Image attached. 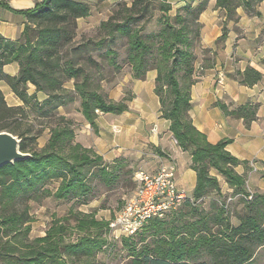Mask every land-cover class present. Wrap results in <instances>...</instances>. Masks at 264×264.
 <instances>
[{"label":"trees","instance_id":"1","mask_svg":"<svg viewBox=\"0 0 264 264\" xmlns=\"http://www.w3.org/2000/svg\"><path fill=\"white\" fill-rule=\"evenodd\" d=\"M234 1L217 0V6L225 8L230 17H235L239 5L249 11H255L256 3L260 0H238L237 4ZM207 4L208 0H201L195 8L198 12L196 11L194 16H181L177 13L174 21L171 16H165L166 24L160 33L154 36L144 35L139 28L131 25L150 17L149 0H134L131 7L126 9L127 16H122L121 21H114V18L119 17L112 16L102 22V26L106 27L112 36L118 32L127 37L128 59L134 78L146 76L152 64V56V60L156 61L155 92L160 97L162 116L170 119L173 138L184 151L190 152L191 167L197 172L194 196L183 202L188 206L208 194L212 187L218 186V178L210 172L212 168H216L231 186L239 190L245 189L246 184L245 176L236 170L241 160L226 148L232 139L210 142L207 135L196 127L190 113L191 89L197 79L194 78L195 54L187 29L190 28L191 20L200 24L201 29L199 15ZM0 6L22 14L26 19L24 29L17 39L6 38L0 33V79H5L25 104L31 102L32 107L37 105L42 108L43 116L49 113L55 115L52 114L55 109L74 100L71 92L79 94L82 112L92 125H95L96 109L118 113L128 108L126 102L108 100L90 86L87 67L80 63L79 57L87 52L86 45L79 44L73 54L62 59L61 52L66 46L65 42L70 40L68 25L76 18L89 14L90 8L86 3L79 0H41L30 8H14L0 0ZM171 8V4H167L164 10L167 13ZM32 32L37 34L35 38ZM226 34L224 28L221 38ZM155 37L159 40H154ZM104 41L102 39L94 43L103 45ZM12 61H18L20 64L17 75L4 71V65ZM179 70L183 71L184 83L178 74ZM261 78L260 72L248 68L244 72L243 81L251 84ZM70 79H74L73 90L65 87V83ZM28 83L36 86V93L33 95L28 93ZM38 91L44 92L47 98L39 101ZM128 99H131V96ZM222 107L225 108L223 104ZM25 113L24 106L8 105L0 89V131L8 130L18 135L22 140L21 150L32 154L26 159L0 166V264H99L97 254L103 250L106 243L102 231L108 227L109 222L94 217L91 220L78 221L79 230L88 229L96 234L86 233L72 242H66L64 238V234L70 232L66 224L53 226L45 236L29 239L26 229L30 228L32 217L28 207L12 211L6 209L10 201L16 202L19 194L36 189L41 182L53 177L62 178V183L54 194L64 197L75 184L86 181L87 165L103 160L92 148L80 142H73V123L65 116H60V120L51 129V136L44 147L29 149L25 140L26 134L18 130L21 124L19 121ZM29 139L35 140L37 136H31ZM67 145L70 150L66 152ZM134 184L136 186L135 181ZM248 210L238 225L227 224L225 229L217 231L212 230L209 224L211 218L205 215L195 222L172 227H168L164 219L151 218L148 221L149 226L157 230L163 229L167 234L166 237L160 238L163 245L160 248H151L146 244L136 251L132 262L193 264L189 257H192L194 250H191L189 243L190 239L198 237V241L209 244L208 250L218 258L216 264H245L252 259L254 248L264 244V193L257 194L255 200L249 201ZM224 211L222 208L221 213L213 216L218 223L223 221ZM208 233L213 236H208Z\"/></svg>","mask_w":264,"mask_h":264},{"label":"rangeland","instance_id":"2","mask_svg":"<svg viewBox=\"0 0 264 264\" xmlns=\"http://www.w3.org/2000/svg\"><path fill=\"white\" fill-rule=\"evenodd\" d=\"M1 1H5L14 8H30L41 0ZM79 1L86 3L90 8V12L87 16L76 18L68 25L70 40L65 42L66 46L63 47L61 52L62 59L64 60V57L73 54L79 44L86 45L85 50L87 52L84 55L76 53L81 58L80 63L85 64L87 67L90 86L101 92L108 100L121 101L124 99L128 101V97L133 95L132 87L135 78L133 77L132 65L128 59L127 37L118 32L115 36H112L107 28L102 26V22L109 20L112 16L120 18H114V21H121L122 16H127L126 9L131 7L134 0ZM200 1L149 0L151 11L148 16L150 17L141 19L131 25L139 28L144 35H157L166 24L164 21L165 16H171L172 21H174V16L177 13L181 16H194L196 11L198 12V9L195 11V8ZM234 3L237 4L238 0H235ZM167 4H171L172 8L166 13L164 7ZM188 6H191V9H187ZM0 16H22L24 18L22 14L14 13L2 6H0ZM199 29L200 24L198 25L197 22L191 20L187 34L191 38L192 50L195 54V79H198L202 74V68L198 66L201 58ZM32 35L35 38L37 34L32 32ZM102 39L105 40L103 45L94 43ZM154 40L157 41L159 38L155 37ZM156 55L157 48L154 49V56ZM152 58L153 56L147 74L150 72L157 73L154 64L156 61ZM147 74L141 79H146ZM178 74L182 83H184L183 71L179 70ZM65 87L73 90L75 88L74 79L67 81ZM70 95L74 97V100L55 109L52 113L55 115L49 113L43 116L42 108H38L37 105L32 108L29 107V111H26L24 115L22 114L23 119H19L21 124L18 130L26 134L27 139L25 140L29 149H40L46 145L51 136V129L60 120V116H65L73 123H71V128L75 131L73 142H80L87 147L85 144L88 141H86L87 133L84 134V132L78 131L80 130L78 128L83 127L86 122L82 112L81 97L79 94L72 92ZM97 113L102 115L104 112L100 110ZM115 130L117 129L115 128ZM31 136H37V139H29ZM67 150H70L68 145L65 151L67 152ZM162 163L160 158L156 156V148L149 144L144 146L141 155L136 156L129 153L116 160L103 158L97 164L87 165L85 170L87 172L86 181L82 184H75L64 197H57L54 194L60 187L62 178L53 177L41 182L36 189L19 194L16 202L10 201L6 209L12 211L28 207L32 217L29 223L30 228L26 229L28 231L26 236L29 239L45 236L53 226L66 224L70 232H66L64 238L66 242H72L82 235H86V233L96 234V232L88 229L79 230V227H77L78 221L82 219L91 220L92 217L100 221H107L109 222L108 227L102 231L106 243L103 250L97 254L99 264H133L132 260L134 255L137 254L136 251L141 250L146 244H149L151 248H160L163 245V243H160V238L166 237V232L163 229L157 230L149 226L150 222H147L138 233L125 236L117 234L111 228L110 222L126 200L134 196L136 186L133 176H135V171L137 169L154 171V168ZM212 172L213 174H211L218 178V186L212 187L208 194L194 201L193 205L188 206L185 202L168 211L164 217H161V219L167 221L168 227L181 226L186 222H195L203 215L211 218L209 224L214 231L225 229L224 226L227 224L238 225L241 217L249 211V201L255 200L257 194L262 193L253 189L249 190L247 181L245 189L239 190L231 186L226 177L216 168H212ZM250 194H253L252 199L249 197ZM222 208L225 209L222 217L223 221L218 223L213 216L221 213ZM262 226L264 227V222ZM208 236H213V234L208 233ZM197 238L190 239L189 246L191 250H194L192 257H189L191 262L193 264H216L218 258H215L213 253L208 250L209 244H203L204 242L202 240L198 241ZM253 253L252 259L245 264H264V244L255 247Z\"/></svg>","mask_w":264,"mask_h":264},{"label":"crops","instance_id":"3","mask_svg":"<svg viewBox=\"0 0 264 264\" xmlns=\"http://www.w3.org/2000/svg\"><path fill=\"white\" fill-rule=\"evenodd\" d=\"M255 8L249 11L239 5L235 17H230L225 8L217 6V0H208L199 15L198 66L202 74L192 85L190 113L210 142L232 139L226 148L241 160L236 170L245 176L249 190L264 193V0L258 1ZM25 21L22 16H0V33L17 39ZM224 28L227 34L221 38ZM248 68L260 72L262 78L245 83L244 72ZM4 71L17 75L20 64L9 62ZM156 76V72H150L146 79L135 78L131 99L121 100L128 104L126 110L97 113L95 125L83 114L86 122L78 131L87 133V147L107 160L129 153L141 155L144 146H154L161 163L175 164L179 186L192 197L197 172L191 167L190 152L184 151L173 138L170 119L162 116L160 97L155 92ZM0 89L8 105L24 106L26 111L32 108V103L25 104L5 79H0ZM28 93H36L34 84L28 83ZM37 96L39 101L47 98L42 91ZM158 167L147 171L155 172ZM210 172L213 174L212 169Z\"/></svg>","mask_w":264,"mask_h":264},{"label":"built area","instance_id":"4","mask_svg":"<svg viewBox=\"0 0 264 264\" xmlns=\"http://www.w3.org/2000/svg\"><path fill=\"white\" fill-rule=\"evenodd\" d=\"M134 179V196L126 200L110 222L111 228L120 235L138 233L151 218L164 217L190 197L188 191L179 186L177 169L172 162H163L155 172L138 169Z\"/></svg>","mask_w":264,"mask_h":264},{"label":"water","instance_id":"5","mask_svg":"<svg viewBox=\"0 0 264 264\" xmlns=\"http://www.w3.org/2000/svg\"><path fill=\"white\" fill-rule=\"evenodd\" d=\"M21 138L8 130L0 131V166L26 159L32 154L20 148Z\"/></svg>","mask_w":264,"mask_h":264}]
</instances>
